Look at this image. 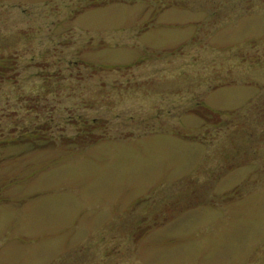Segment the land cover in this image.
Returning a JSON list of instances; mask_svg holds the SVG:
<instances>
[{
  "label": "rangeland",
  "instance_id": "374dc122",
  "mask_svg": "<svg viewBox=\"0 0 264 264\" xmlns=\"http://www.w3.org/2000/svg\"><path fill=\"white\" fill-rule=\"evenodd\" d=\"M0 264H264V0H0Z\"/></svg>",
  "mask_w": 264,
  "mask_h": 264
}]
</instances>
